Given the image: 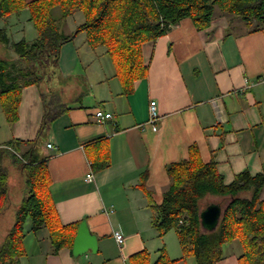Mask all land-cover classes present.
Instances as JSON below:
<instances>
[{
    "label": "crops",
    "instance_id": "obj_1",
    "mask_svg": "<svg viewBox=\"0 0 264 264\" xmlns=\"http://www.w3.org/2000/svg\"><path fill=\"white\" fill-rule=\"evenodd\" d=\"M26 17L27 24L19 17L0 23L13 42L36 37ZM250 30L219 10L205 31H197L190 19L181 21L167 35L143 45L149 71L135 82L131 95H124L115 68L105 64L108 56L85 45L84 34L63 46L59 67L71 80L57 89L69 110L37 140L47 113L43 90L26 88L19 121L9 124L0 148L11 150L9 141H36L22 145L18 156L31 152L47 162V190L60 223L78 224L76 237L87 221L99 250L80 258L71 248L53 254L48 231L34 234L28 222V256L20 264H156L162 250L171 264H190L192 258L181 260V247L176 250L168 240L174 231L159 237L152 207L162 203L170 186L168 166L189 159L192 146L198 147L203 162H217L227 185L245 171L264 174V30ZM152 100L159 108L157 131L147 124ZM98 111L114 118L100 122ZM105 157L109 166L94 172L92 160ZM8 169L11 183L0 214V244L12 230L27 190L22 168L11 159ZM88 175L93 176L90 182ZM115 232L123 233V246ZM243 253L239 240L226 244L217 264H240Z\"/></svg>",
    "mask_w": 264,
    "mask_h": 264
},
{
    "label": "trees",
    "instance_id": "obj_2",
    "mask_svg": "<svg viewBox=\"0 0 264 264\" xmlns=\"http://www.w3.org/2000/svg\"><path fill=\"white\" fill-rule=\"evenodd\" d=\"M57 8L60 18L55 16ZM217 10L244 21L251 33L264 30V0H0V23L27 11L36 32L32 41L23 38L13 42L7 28L0 25V47L4 50V55L0 52V109L8 125L19 121L23 91L31 86L43 90L47 112L37 140L69 110L57 85L68 84L71 79L62 75L59 63L63 46L80 34L85 35L87 47L111 59L124 95H131L135 82L147 77L149 71L143 59L145 43L167 35L185 19H190L197 31L208 30ZM79 14L80 23L72 33L61 30L62 22ZM10 50L15 56H10ZM35 143L16 140L9 141L7 147L11 150L0 148V214L7 206L11 183L4 165L7 157L22 168L27 188L14 226L0 244V264H20L27 255L24 241L28 222L34 234L48 231L53 254L73 248L78 224L60 223L47 190V162H39L31 152L18 156L22 145ZM109 164L107 157L92 160L94 172ZM167 173L170 186L162 203L152 207L153 226L160 238L171 231L176 233L183 253L181 260L194 258L197 264H217L223 259V247L239 240L244 251L240 264H264V174L254 176L245 171L227 185L217 162H203L197 146L190 148L189 159L168 166ZM209 196L230 201L225 208L212 203L223 208L214 232L201 226L202 203ZM169 263L173 262L162 250L156 264Z\"/></svg>",
    "mask_w": 264,
    "mask_h": 264
},
{
    "label": "water",
    "instance_id": "obj_3",
    "mask_svg": "<svg viewBox=\"0 0 264 264\" xmlns=\"http://www.w3.org/2000/svg\"><path fill=\"white\" fill-rule=\"evenodd\" d=\"M223 215V208L218 204H212L203 210L200 214L201 226L207 232L217 230ZM99 250V239L93 234L88 226L87 221H83L77 231L73 243V256L80 258L88 255V253L96 254Z\"/></svg>",
    "mask_w": 264,
    "mask_h": 264
},
{
    "label": "rangeland",
    "instance_id": "obj_4",
    "mask_svg": "<svg viewBox=\"0 0 264 264\" xmlns=\"http://www.w3.org/2000/svg\"><path fill=\"white\" fill-rule=\"evenodd\" d=\"M26 12V11H25ZM25 12H23L22 13V15H20V16H13L11 19L13 20H16L17 19V17H19L20 18V21L24 24V23H26L27 24V21L25 20L27 17L26 16H28V14L29 13H25ZM55 16H56V18H60V11H59V9L57 8V9H55ZM79 16H82L81 14H79V15H75V16H73L72 18H69L66 22H62L61 23V27H62V30L63 31H65L66 33H72L75 29H76V27L78 26V24L80 23V19H79ZM32 25V24H31ZM27 26V25H26ZM31 28L33 29L34 27H32L31 26ZM34 31V30H33ZM29 32H31V31H29ZM36 33V32H35ZM16 37H18V36H16ZM15 37V40L16 41H18L20 38H18V40H17V38ZM27 40H29V39H27ZM29 41H32V38H30V40ZM15 42V41H14ZM0 52H1V54L2 55H4V50L3 49H1V47H0ZM10 56L12 57V56H15L14 55V53L10 50ZM102 58V57H101ZM111 59H109L108 57L105 59V64L106 65H109V64H111V68L114 70V64L112 65V62L110 61ZM103 61V59H100V62H102ZM96 65V64H95ZM98 66H101L100 64L98 65ZM9 128H10V126L8 125V123L6 122V119H5V116H4V114L2 113V111H1V109H0V141H3V140H5L6 139V134H7V132H8V130H9ZM41 139V138H40ZM43 139V138H42ZM40 147V146H39ZM9 160V161H8ZM5 164H6V166L8 165V167L10 166V164H11V157H10V159L9 158H7L6 160H5V162H4ZM230 201H229V198H225V197H216V196H209V197H207L204 201H203V203H202V207H203V210L208 206V205H210V204H212V203H220L224 208L227 206V204L229 203ZM168 237V240H169V242L170 243H172V245H174V248H176V250L177 249H179L180 250V245H179V242H178V237H177V235L173 232L172 234H170L169 236H167ZM26 241V240H25ZM24 241V247L26 248V250H28L27 249V247H26V242ZM174 242V243H173ZM180 251H182V250H180ZM166 252V251H165ZM172 253H178V252H172ZM26 256H28V251H27V255ZM24 258V257H23ZM192 260V261H191ZM190 260V264H191V262H193L192 264H197L196 263V260L194 259V258H192Z\"/></svg>",
    "mask_w": 264,
    "mask_h": 264
},
{
    "label": "built area",
    "instance_id": "obj_5",
    "mask_svg": "<svg viewBox=\"0 0 264 264\" xmlns=\"http://www.w3.org/2000/svg\"><path fill=\"white\" fill-rule=\"evenodd\" d=\"M149 113H150V117H149V120L147 122L148 125H151L152 126V129L153 131H157V122L159 120V108H158V103L157 101L155 100H152L150 102V105H149ZM96 117L98 118V120L100 122H103L105 123L106 121H109V120H112L114 118L113 114L112 113H107V112H104V111H98L96 113ZM49 148H53L52 145H49ZM88 181H92L93 180V176L92 175H88ZM114 238L115 240L117 241V243L121 246H123L124 244V236H123V233L121 232H115L114 233Z\"/></svg>",
    "mask_w": 264,
    "mask_h": 264
},
{
    "label": "bare ground",
    "instance_id": "obj_6",
    "mask_svg": "<svg viewBox=\"0 0 264 264\" xmlns=\"http://www.w3.org/2000/svg\"><path fill=\"white\" fill-rule=\"evenodd\" d=\"M57 149V148H56ZM26 227V226H25Z\"/></svg>",
    "mask_w": 264,
    "mask_h": 264
}]
</instances>
